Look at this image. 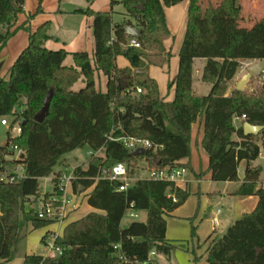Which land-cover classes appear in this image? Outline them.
<instances>
[{
  "label": "trees",
  "instance_id": "16d2710c",
  "mask_svg": "<svg viewBox=\"0 0 264 264\" xmlns=\"http://www.w3.org/2000/svg\"><path fill=\"white\" fill-rule=\"evenodd\" d=\"M183 1L111 0L109 11L77 10L75 13L92 18L93 56L47 49L49 23L30 34L28 47L8 77L0 79V117H13V124L20 121L22 128L16 138L9 132L6 146L0 148V172L25 166L23 179L0 183V261L15 259L18 247L27 238L29 223L34 230L57 223L40 219L38 209L27 208L28 204L42 197V180L50 177L56 166L63 165L66 154L89 147L94 152L103 151L104 157L92 155L85 169L75 168L72 186L75 193L92 189L87 203L100 213H90L66 227L63 236L56 239L62 256H25L24 264H144L155 263V257L171 259L176 246L166 237V217L187 201L190 192L148 178L137 180L126 192L119 191L121 183L110 179L112 169L119 163L134 166L139 160L148 162L151 169L187 168L195 179L208 177L214 182L240 181L239 166L245 161L243 183L235 194L256 196L258 205L210 243L208 263L264 264L262 168L252 167L261 154L258 141L264 148V129L248 136L243 130L246 122L264 127V96L249 97L237 89L227 95L242 62L264 60V15L248 27L237 0H232L224 16L217 11L198 15V0H191L179 72L173 82L175 99L167 103L148 71L171 58L165 47L170 36L166 9ZM117 4L126 10L121 23L112 19ZM141 4L143 10L136 8ZM24 11L25 0H0V50L18 30L28 28L30 17L25 25L15 28L17 17ZM127 27L142 31L137 40L141 49L128 45ZM69 56L74 61L72 66L65 65ZM119 56L125 57L131 67L118 69ZM197 59L206 60L202 81L211 85L206 96L193 92V65ZM101 74L107 78L105 90L96 86ZM81 79L85 87L73 90ZM138 89L142 93L137 94ZM51 92L49 114L37 123L35 117ZM236 118L243 119L239 127L234 123ZM195 124L202 129L201 146L208 155L207 168L199 172L190 162L183 163L192 155ZM120 138L148 140L163 148L135 155L117 141ZM13 147L22 152L19 158L14 157ZM62 176L59 172L53 179L57 197L63 195ZM128 209L147 212L146 221L122 227Z\"/></svg>",
  "mask_w": 264,
  "mask_h": 264
},
{
  "label": "rangeland",
  "instance_id": "374dc122",
  "mask_svg": "<svg viewBox=\"0 0 264 264\" xmlns=\"http://www.w3.org/2000/svg\"><path fill=\"white\" fill-rule=\"evenodd\" d=\"M202 1V0H201ZM218 7L215 4V1L209 0V4L207 3L202 7L198 6V15L200 12L202 14H207L210 11L220 12V15H227L229 12V6L232 0H218ZM204 2V0H203ZM106 0H99V7L104 6ZM237 3L241 4L243 7V16H244V25L251 27L255 22L260 20L264 15V0H237ZM59 0H27L25 11L19 18V25L23 26L27 23L30 17V24L27 26V29H21L18 31L16 35L9 39L6 46L0 50V64L1 70L3 73L8 72V70L12 67L10 66L12 59L20 56L21 52H23L29 44V37L31 33L36 32L40 27L45 25L46 23L50 24V30L54 28L56 25L53 16L55 12L51 13V7H58ZM204 4V3H203ZM108 5V0H107ZM110 5V3H109ZM209 5V8H208ZM245 6V7H244ZM110 7V6H109ZM108 7V9H110ZM39 9H42V13L39 12ZM104 9V8H102ZM95 12L94 10H91ZM107 11V10H104ZM103 12V11H98ZM75 13V12H74ZM96 13V12H95ZM113 19L116 23H121L126 18V10L123 5L117 4L114 6ZM175 21V20H174ZM174 21L169 20L168 29L171 35V39L167 42L166 47L171 51V58L169 59V63L163 64L162 68L158 69L157 74H163L165 76L164 82L163 77L159 76V85L164 89V94L168 93L173 95V90L170 89L167 78L172 76L173 74L178 72L179 68V54L183 45V41L185 38L187 26H184L179 29L175 26ZM188 23V22H187ZM188 25V24H187ZM150 53H154L153 51H149ZM16 60V59H15ZM70 62V63H69ZM204 62V60H203ZM256 62H242L241 68L234 78V80L229 84L227 94H231L233 90L237 89V84L240 82L242 77L248 73L249 67L255 64ZM65 65H73L72 59L70 61H66ZM158 67V66H157ZM160 67V66H159ZM137 73V71H134ZM149 74V71H148ZM150 76V75H149ZM5 78L4 76H0V79ZM169 79V78H168ZM194 93L197 96H206L211 91V85L202 81V77H198V75L194 76ZM107 83V78L101 74L96 78V86L97 88H105ZM201 86V88H200ZM85 87L84 81L81 79L74 87L73 90L79 91L80 89ZM102 89V90H103ZM143 92L145 90L143 89ZM249 97L257 98L261 95L264 96V79L260 76L259 78L251 79L246 87V90L243 91ZM6 119L10 126H3L2 120ZM13 117H0V148L5 147L8 141V133L11 131L12 135L17 136V126L14 129H11ZM194 141V142H193ZM199 139L198 137L193 136L192 133V145L194 143L195 146H198ZM261 143V141H258ZM92 150L89 147H85L83 149H76L74 151L69 152L64 156V159L68 162L69 170H72L76 165H80L86 161L89 157V153ZM264 153V149H262ZM18 153H15L14 157H17ZM89 160V159H88ZM88 163V161H87ZM264 166V163H263ZM128 173H130L131 178L134 179L133 183H135L139 179H147L149 178V168L148 162L144 160H139L136 162V165L127 166ZM60 170V166H56L54 169V173L56 174ZM240 175H244V167L242 166L239 171ZM54 177V176H53ZM208 183H202L201 192L199 190L192 192L193 199L190 203L184 207V210L179 211L176 214L175 218H169V238L171 242L176 246V250L172 255L171 259L166 257H161L155 259L158 264H209L207 257V250L209 247L208 237L213 234L211 229L213 223L208 222L212 217V211L215 208L216 200H211L207 202V194L205 193V189L208 186ZM42 188V196L46 195L45 193H50V196L54 195V184L52 182V178L43 179L41 182ZM53 191V192H52ZM52 192V193H51ZM40 200V199H39ZM39 200L35 201L34 204H28L27 208H39ZM193 201H195L193 203ZM229 201L226 199L224 201L223 206H218L217 209L225 210L228 209ZM87 205L85 202L81 205L80 209L76 213V215H83L86 213ZM138 218L133 219L128 215H125L122 221V227H127L133 221L145 222L147 218V212H136ZM72 217L68 220L70 221ZM67 221V222H68ZM211 221V220H210ZM30 229V228H29ZM55 229V228H53ZM193 230L195 234L193 235ZM29 231H32L31 229ZM41 231H37L35 233L32 232L30 236V240L39 242L36 239L39 236ZM213 241V240H212ZM211 241V242H212ZM27 250L26 246L20 245L18 247V253L15 259L9 262H0V264H22V259L24 257L25 251ZM156 263V264H157Z\"/></svg>",
  "mask_w": 264,
  "mask_h": 264
},
{
  "label": "crops",
  "instance_id": "0c3cea01",
  "mask_svg": "<svg viewBox=\"0 0 264 264\" xmlns=\"http://www.w3.org/2000/svg\"><path fill=\"white\" fill-rule=\"evenodd\" d=\"M213 1H215V4L218 7L219 1L218 0H213ZM26 2H27V0H25V6H26ZM98 2H99V0H93V2H91V3L87 2L86 0H59L58 7H54V6L51 7L50 12L51 13L55 12L53 19L55 20L56 25L54 26L53 29H51V31L49 33L50 39L46 42V48L49 50H54V51L65 50L70 54L78 53V52H86L90 56H93L94 48H95V38L93 35V29L91 27L92 18L89 17L88 15L81 14V13H74V12H76L77 10L86 11L88 9L94 10L95 12H98V11H104V10L109 11L111 9V0H108V5H107V0H106L105 5L102 7H99ZM109 3H110V5H109ZM207 3L209 4V0H204V2H203V0L202 1L198 0L197 6H200V4H201L202 7H204V5H206ZM190 5H191V0H185L180 4H177L173 7L167 8L166 9L167 22L169 23V20H172V21L175 20L174 24L179 29H181L184 26V24H186V26H187V24H188L187 22L189 21ZM108 7L110 9H108ZM102 8H104V9H102ZM208 8H209V5H208ZM113 12H114V7H113ZM21 15L22 14H20L17 17L16 23H15V28L21 26V25H19L20 24L19 18ZM199 15H202V12H200ZM112 19H113V17H112ZM113 22H114V19H113ZM114 23H116V22H114ZM168 23H167V25H168ZM29 24H28V26H29ZM20 30H18V31H20ZM18 31L14 35H16L18 33ZM170 39H171V35L169 36V38H167L165 40V47L167 45V42ZM166 50L168 52H171L167 47H166ZM18 57L17 58L15 57L12 59L10 66L14 65V63L16 62ZM71 59L73 61V58L71 56H69L66 61H70ZM250 62H254V61H250ZM255 62L257 63L258 61H255ZM167 63H169V61L166 62L165 64H167ZM73 65H74V61H73ZM116 65H117L118 69H126V68L131 67L130 62L123 56H119L117 58ZM205 65H206V60H204V62L202 59L195 60L194 65H193L194 66V76L198 75L199 78L202 77ZM69 66H72V65H69ZM163 66H160V67L159 66L158 67L157 66H151L149 69V75H150V78L154 79L157 82L161 98L167 103H172L175 99V94H176V87H175V85H173V82H174V79L176 78V76L178 75L179 68H178L177 73L173 74L172 76H169L168 77L169 79L167 78L168 83L170 84L169 87L171 90H173V95L170 96L169 93L167 95H165L164 91H163L164 88L159 85V81H160L159 76L163 77V80H162L163 82L165 81L164 80L165 76L162 73L157 74L156 71H158V69L162 68ZM1 68L2 67L0 64V76H4L5 78H7L8 73H9L11 68L6 73L5 72L3 73V71H2L3 69L1 70ZM194 80L195 79L193 77V92H194ZM200 88H201V86H200ZM105 89H106V87L103 90H105ZM234 123L237 127H239L240 124L242 123V121L235 119ZM193 136H194V138L198 137V139H199L198 146H195L193 143L191 158L183 160V163L190 162L191 167L196 172H199L202 169H206L208 166V155L201 146L203 134H202V129H201L199 124H195L193 126ZM258 144L261 147V154H260V157L255 162L252 163V167H261L262 168L261 184L264 185V166H263L264 153L262 151V149H264V148L262 146V143H258ZM92 155L104 157V152L103 151H98V152L91 151L89 153V157L86 159V161L80 165H76L72 170H69L68 162L64 159V163L62 166H60V170L57 173L62 172V174H68V173L74 171L75 168L80 167V166H82L85 169L87 167V164H88L87 161ZM242 166L244 167V175H245V169H246L247 163L245 161L241 162L240 166H239V171H240V168ZM244 175L239 174L240 181H238V182H214V181H211L208 177L205 178L204 180H197V179H195L194 174L190 171V175H189L187 184L184 188V189L189 190L190 196L182 206H180L178 209H176L174 212L170 213L166 217V220H167L166 237H167V239L169 241H171L169 238L168 219L169 218H175L176 214L179 213V211L184 210V207H186V205L188 203H190L191 200L193 199L192 198L193 197L192 192L194 190L196 191L198 188L199 193H200L201 187H202L201 185L204 182L208 183L207 184L208 186L205 189V193L207 194V202H210L211 200H216V203H215L216 205H215L214 210L212 211V217L210 219L211 221L210 220L208 221V222H211V224L213 223V225L211 227L213 234H211L208 237V241H207L209 245H210L212 240L216 239L217 237L222 236L227 231V229L238 218H240L242 215H244L246 213H251L252 211H254L258 205V201H259L258 197H256V196L241 197V196H237L235 194L243 183ZM53 176L55 177V173H53L50 176L52 178V182L54 179ZM50 177H48V178H50ZM45 179H47V178H45ZM67 191H68V194L73 199V205L70 208V209H72V211L69 213L68 217L66 219H64L62 222H57V223H54L52 225H49V226L41 228V229L34 230L32 225L29 223L26 227L27 233H28L27 238L21 244V245L26 246V248H27V250L25 251L26 253L24 254V257L30 256V255H40V256L47 257L48 251H47L46 245L50 240H52V238L62 237L66 227L69 224L84 218L88 214L93 213V212L100 213V211L90 207L87 203V195L92 191V189L86 191L85 193H75L73 191L72 184H69V185H67ZM43 194H44V192H43ZM45 194H50V193H45ZM226 199H228V201H229L228 209H226V211L225 210L223 211L221 209H217L218 206H220V205L223 206V203H224V201H226ZM84 202L87 205L86 213H84L83 215H76V213L78 212V210L80 209L81 205ZM194 202L195 201H193V203ZM40 206H41V203L39 201V207ZM219 210H220V212H219ZM71 217H72V219L70 221H68ZM29 228L32 231H29L30 230ZM53 228H55V229H53ZM37 231H41L39 233V236L36 238L39 240V242L30 240V236H31L32 232L35 233ZM46 236H48V237H46ZM45 237L47 239L43 243V239ZM24 257L22 259V264H24ZM207 257H208V254H207ZM157 258H161V257H155V259H157ZM0 262H2V261H0ZM156 263L157 262L155 260V263H152V264H156Z\"/></svg>",
  "mask_w": 264,
  "mask_h": 264
},
{
  "label": "built area",
  "instance_id": "2783aa9c",
  "mask_svg": "<svg viewBox=\"0 0 264 264\" xmlns=\"http://www.w3.org/2000/svg\"><path fill=\"white\" fill-rule=\"evenodd\" d=\"M129 46L141 49V44L134 38H130ZM262 78L264 79V72L262 74ZM142 93L141 89L137 90V94ZM239 121H243L241 118H236ZM14 121V120H13ZM11 129H14L15 126H17V136H13L11 133L12 138L18 137L22 133V128L20 125V121H18L16 124H13ZM2 125L9 127V122L4 119L2 120ZM11 132V131H10ZM117 141L121 142L129 151L136 152L138 149H144L145 151L147 149H153L154 151L160 150L163 147L156 146L152 142L148 140H142L137 138H120L117 139ZM13 150L15 153H18L17 158L21 155V151L17 147H13ZM190 175V170L183 167H176V168H170L165 167L163 169H150L149 171V178L156 181H163V182H169L172 183L174 188H181L184 189L188 178ZM25 177V166L23 164L19 165L17 168L4 172H0V183H15L19 180L23 179ZM74 171L63 174V176L60 178V188L63 190L62 197L57 196H49L48 198L42 196L40 198L41 206L38 208V217L40 219L45 220H51V221H57L62 222L64 219H66L69 215V213L72 211L70 209L73 205V199L68 194L67 191V185L72 184V181L75 179ZM110 179L114 181H119L121 183L119 187V191L126 192L128 188H130L134 183V179L131 178V176L128 173L127 166L123 163L117 164L110 173ZM174 202H176V198L172 196ZM220 212V210H219ZM126 215H128L130 218L136 219L138 218V215L136 212L132 209H128L126 212ZM217 223V222H216ZM56 239L52 238L50 240L46 247L48 251V256L52 257H60L62 256V249L56 245ZM118 248V246L116 247ZM47 256V257H48ZM121 264H125L122 262Z\"/></svg>",
  "mask_w": 264,
  "mask_h": 264
},
{
  "label": "water",
  "instance_id": "95a60500",
  "mask_svg": "<svg viewBox=\"0 0 264 264\" xmlns=\"http://www.w3.org/2000/svg\"><path fill=\"white\" fill-rule=\"evenodd\" d=\"M6 1H10V0H6ZM136 8L143 10L144 6L141 4V5L136 6ZM126 33H127L128 37L134 38L136 40H140V38L142 36V31L140 29H138L137 27H127ZM263 72H264V60L258 61L257 63L250 66L248 73L245 74L242 77V79L240 80V82L237 84V90L242 91V92L245 91L248 82L253 78H259L263 74ZM122 82H123V86L125 87V78L122 79ZM52 95L53 94L51 92L49 94L48 98L45 100V103H44L42 110L36 115L35 121L37 123L43 122L44 119L48 116ZM263 129H264V127H262V126H254V125H251L250 123H247V122L244 123V125H243L244 134L246 136L258 135ZM144 153H145L144 149H138L136 152H134L135 155H142ZM144 264H152V263L147 262Z\"/></svg>",
  "mask_w": 264,
  "mask_h": 264
}]
</instances>
